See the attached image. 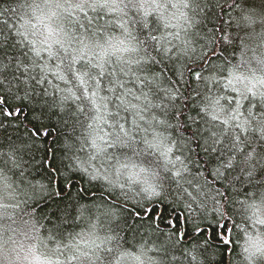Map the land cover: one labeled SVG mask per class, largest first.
Wrapping results in <instances>:
<instances>
[{"label": "snow or ice", "instance_id": "6c2138e0", "mask_svg": "<svg viewBox=\"0 0 264 264\" xmlns=\"http://www.w3.org/2000/svg\"><path fill=\"white\" fill-rule=\"evenodd\" d=\"M52 115L72 135L39 182ZM20 125L0 264H264V0H8L0 129Z\"/></svg>", "mask_w": 264, "mask_h": 264}, {"label": "trees", "instance_id": "16d2710c", "mask_svg": "<svg viewBox=\"0 0 264 264\" xmlns=\"http://www.w3.org/2000/svg\"><path fill=\"white\" fill-rule=\"evenodd\" d=\"M8 0H0V6L5 5ZM259 31V28H257ZM31 127V125H28ZM45 126L50 129L51 134L48 138L43 140V146L40 148H34L30 152L25 153V160L29 162L31 175L34 180L39 182L45 181L46 165L45 161H52L56 166H59L63 160V153L65 151L64 145L68 142L70 135H72V129L70 126H64L59 122L56 115H52L50 119L45 120ZM19 138V139H18ZM25 128L24 125H20L18 128L13 129L9 127L7 130L0 129V143L7 144L10 141H25ZM54 153V155H53ZM165 211L162 215L163 227L168 217L172 214V207L166 202L164 204ZM161 212V207H157L153 215ZM218 264H225V258L218 259Z\"/></svg>", "mask_w": 264, "mask_h": 264}]
</instances>
